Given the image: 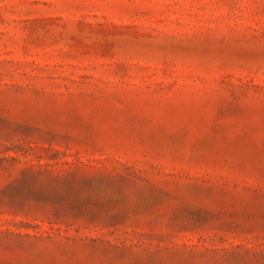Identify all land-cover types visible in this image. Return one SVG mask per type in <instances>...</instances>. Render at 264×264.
I'll list each match as a JSON object with an SVG mask.
<instances>
[{
	"label": "rangeland",
	"instance_id": "rangeland-1",
	"mask_svg": "<svg viewBox=\"0 0 264 264\" xmlns=\"http://www.w3.org/2000/svg\"><path fill=\"white\" fill-rule=\"evenodd\" d=\"M0 264H264V0H0Z\"/></svg>",
	"mask_w": 264,
	"mask_h": 264
}]
</instances>
